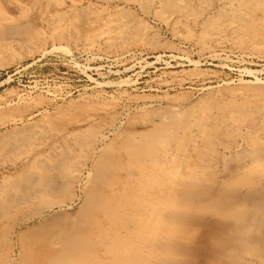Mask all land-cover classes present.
<instances>
[{
	"label": "rangeland",
	"instance_id": "374dc122",
	"mask_svg": "<svg viewBox=\"0 0 264 264\" xmlns=\"http://www.w3.org/2000/svg\"><path fill=\"white\" fill-rule=\"evenodd\" d=\"M0 264H264V0H0Z\"/></svg>",
	"mask_w": 264,
	"mask_h": 264
},
{
	"label": "bare ground",
	"instance_id": "6f19581e",
	"mask_svg": "<svg viewBox=\"0 0 264 264\" xmlns=\"http://www.w3.org/2000/svg\"><path fill=\"white\" fill-rule=\"evenodd\" d=\"M197 64V63H196Z\"/></svg>",
	"mask_w": 264,
	"mask_h": 264
}]
</instances>
